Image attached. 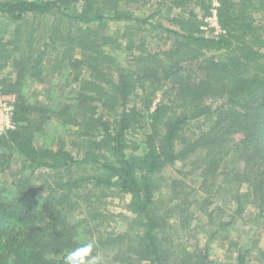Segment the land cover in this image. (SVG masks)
I'll list each match as a JSON object with an SVG mask.
<instances>
[{
  "label": "trees",
  "instance_id": "1",
  "mask_svg": "<svg viewBox=\"0 0 264 264\" xmlns=\"http://www.w3.org/2000/svg\"><path fill=\"white\" fill-rule=\"evenodd\" d=\"M217 1L224 33L213 38L201 29L213 0H0V94L15 96L16 122L0 162L18 167L12 191L0 185V264H63L89 241L97 264H213L187 245L194 204L228 192L237 217L264 214V0ZM50 59L78 84L73 104L29 102L25 82L45 83ZM47 114L77 127L78 155L64 139L40 143ZM113 196L134 216L122 234L99 228ZM77 211L86 242L58 226Z\"/></svg>",
  "mask_w": 264,
  "mask_h": 264
},
{
  "label": "rangeland",
  "instance_id": "2",
  "mask_svg": "<svg viewBox=\"0 0 264 264\" xmlns=\"http://www.w3.org/2000/svg\"><path fill=\"white\" fill-rule=\"evenodd\" d=\"M154 11L153 8H148L147 13ZM145 11L138 12L140 16L146 14ZM163 15H157L156 19L160 21ZM260 19V17H257ZM138 24V23H137ZM122 23H112L111 31H116L117 28L122 27ZM138 34L143 37H147L148 40L153 37L154 31L149 27L137 28ZM153 39V38H152ZM165 44V43H164ZM152 48L158 50L159 45L153 40ZM55 64V66H54ZM57 63L52 59L48 63L49 69L47 74V80L45 83H37L31 80L25 82V92L29 99V102L36 105H44L48 108L57 107L61 100H66L70 104L75 102L76 91L78 90V84L66 85V78H68L69 69H64L59 72L57 70ZM52 67H55L52 68ZM194 71L196 74H202L203 70H200L198 66H195ZM4 76L12 77V68H8L3 73ZM222 100V99H221ZM217 104L220 99H209V103ZM211 103V104H212ZM49 115V114H47ZM50 118L44 122V129L37 136H39L40 143L51 146L55 145L60 139H64L67 142V147L74 154L78 155V151L71 145L73 138L78 137L77 127L64 124L54 114L49 115ZM52 116V117H51ZM239 151L236 149L228 158L230 164H237L239 162ZM3 165L0 162V185H5L11 189V182L13 180V174L18 170V167H14L12 170H2ZM174 171L170 168L165 170V175H172ZM193 189L198 186L193 185ZM167 183L163 185V194L166 196ZM243 191L240 186H236L233 190L238 189ZM196 190V189H195ZM231 190V192H234ZM207 196V194H206ZM192 200V199H190ZM212 203L210 205L202 204V200L194 204L190 209L191 223L193 231L196 232L195 236L190 237L187 245L190 249L198 246L201 249H209L210 257L213 260V264H238L237 257L240 255H246V260L249 264H263L264 261L259 263L257 259V250L264 251V226L263 219L264 214H258V209H251L248 213H243L242 217L236 216L237 202L235 198H232L231 193H221V195L211 198ZM106 218L103 226L99 227L102 231L113 230L118 234H122L128 230L133 220V215L124 207L125 199L120 200L119 196H113L106 199ZM244 208H248V204L244 203ZM206 211H212L210 218L207 216ZM73 215L67 220L59 222V228L65 231H72L73 241L86 242L90 240L87 229L80 222L84 217L81 211L72 213ZM110 214V215H109ZM48 218V216H47ZM76 219V220H73ZM54 219H58L55 218ZM80 222V223H79ZM212 222V223H211ZM218 228L219 233L208 243L211 232ZM223 228V229H222ZM188 228L184 229V233ZM220 229L222 230L220 232ZM192 232V231H191ZM75 239V240H74ZM186 240V239H185ZM208 247V248H207ZM103 256H101V259ZM99 261V260H98Z\"/></svg>",
  "mask_w": 264,
  "mask_h": 264
},
{
  "label": "built area",
  "instance_id": "3",
  "mask_svg": "<svg viewBox=\"0 0 264 264\" xmlns=\"http://www.w3.org/2000/svg\"><path fill=\"white\" fill-rule=\"evenodd\" d=\"M211 13L203 15L204 23L201 26L202 31L207 36L218 38L224 33L218 18L219 2L213 0ZM15 116V96L0 94V136H4L11 129L16 128Z\"/></svg>",
  "mask_w": 264,
  "mask_h": 264
},
{
  "label": "clouds",
  "instance_id": "4",
  "mask_svg": "<svg viewBox=\"0 0 264 264\" xmlns=\"http://www.w3.org/2000/svg\"><path fill=\"white\" fill-rule=\"evenodd\" d=\"M94 244L89 241L82 246L70 250L63 258V264H97V258L93 255Z\"/></svg>",
  "mask_w": 264,
  "mask_h": 264
}]
</instances>
